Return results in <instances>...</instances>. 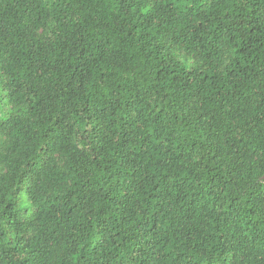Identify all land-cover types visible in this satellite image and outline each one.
Masks as SVG:
<instances>
[{
  "label": "trees",
  "instance_id": "obj_1",
  "mask_svg": "<svg viewBox=\"0 0 264 264\" xmlns=\"http://www.w3.org/2000/svg\"><path fill=\"white\" fill-rule=\"evenodd\" d=\"M0 264H264V0H0Z\"/></svg>",
  "mask_w": 264,
  "mask_h": 264
},
{
  "label": "rangeland",
  "instance_id": "obj_2",
  "mask_svg": "<svg viewBox=\"0 0 264 264\" xmlns=\"http://www.w3.org/2000/svg\"><path fill=\"white\" fill-rule=\"evenodd\" d=\"M178 54H176V56H177ZM178 57V56H177ZM179 60L182 62V63H184V64H186V65H194L195 63H194V61H193V58L192 57H189V58H179Z\"/></svg>",
  "mask_w": 264,
  "mask_h": 264
}]
</instances>
